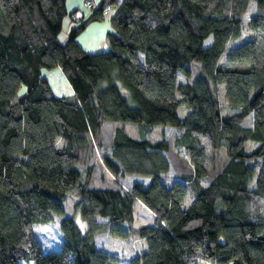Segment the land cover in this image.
Returning a JSON list of instances; mask_svg holds the SVG:
<instances>
[{
    "label": "trees",
    "instance_id": "obj_1",
    "mask_svg": "<svg viewBox=\"0 0 264 264\" xmlns=\"http://www.w3.org/2000/svg\"><path fill=\"white\" fill-rule=\"evenodd\" d=\"M66 2L0 0V264H118L98 248L99 233L144 241L128 264H264V0H84L87 18ZM250 2L249 37L221 59ZM66 15L73 26L61 43ZM107 15L106 49L86 52L75 37ZM193 64L195 78L178 83V71L190 78ZM52 69L71 98L54 93L42 74ZM180 105L189 108L183 119ZM105 122L139 131L134 138L115 127L101 157L114 188L91 187L94 162L83 160ZM155 125L182 132L151 141ZM248 142L256 144L250 152ZM74 164L85 171L81 182ZM72 188L85 224L62 218L60 248L46 252L32 227L62 215ZM136 201L151 212L150 225L133 226Z\"/></svg>",
    "mask_w": 264,
    "mask_h": 264
},
{
    "label": "rangeland",
    "instance_id": "obj_2",
    "mask_svg": "<svg viewBox=\"0 0 264 264\" xmlns=\"http://www.w3.org/2000/svg\"><path fill=\"white\" fill-rule=\"evenodd\" d=\"M84 0H79L78 2H74L71 0V3H67V10H77L76 16L80 18L83 16L84 18H87L90 14V11L88 8H85L83 6ZM75 5V6H74ZM94 7L97 5L96 2L93 3ZM253 2H250L248 12L245 15V18L243 20L242 24V30L241 34L238 38L230 39L228 40L226 44V48L224 53L221 56V59L225 58L228 51H230L232 48L237 47L244 43L247 38L249 37V30L247 29V20L253 16L254 10H253ZM73 23L70 20L69 16H65L62 23V29L60 33L58 34V40L61 43H65L67 41L69 31L72 28ZM110 29L109 25V15L105 16L103 19H92L89 20L84 24V27L78 32L77 36L75 37L76 42L88 53H96L101 51L103 48V45L105 46V34ZM211 37L207 38L205 40L204 46L207 47L211 43ZM101 47V49H100ZM196 66L198 64H193L192 68L194 69L193 73L191 74L190 78L183 77L182 73L178 71L177 75V82L178 83H184L186 81H192L195 78L196 75ZM42 74L47 78L49 84L51 85L54 93L58 96H67L70 97L73 96V92L68 85L67 81L64 80V82L57 81L59 76L63 74L59 69H52V70H42ZM61 77V76H60ZM64 77V76H63ZM63 77H61L63 79ZM58 82V83H57ZM55 86V87H54ZM122 94L125 96H128V92L121 88ZM22 92V91H21ZM215 94L220 102L223 114H229L232 111L229 110L226 107V103L223 98L224 89L222 84H216L215 86ZM189 112V108L185 105H180L178 108V116L180 119H183L185 115ZM115 127H124V129L128 132L129 135H131L134 138L139 137V131L137 128V124L133 123H124V122H105L102 127L101 135L98 139H94L91 141V147L87 148L84 151V158L83 160L91 163L94 162V178L93 182L91 184V187H108V188H114L117 186L111 175L102 167L101 164V157H103L104 154L110 152V142L111 137L113 134V130ZM180 132L182 130L171 128L169 126H162V125H155L153 128L146 134L147 138L151 141H157L161 138H173L175 136L180 135ZM63 142L58 141V145H62ZM256 144L254 143H247L244 147L247 152H250ZM179 156L181 157H187L186 152L181 148H176ZM220 157L224 158L225 154L221 151ZM260 160L257 161V163L254 164V166L258 167ZM73 168L78 170L80 173L79 182L84 180L85 171L81 169L79 164H74ZM119 184H121L124 187H130V185L133 183V178H118L116 179ZM138 180L145 181L144 178H138ZM204 183L207 182L206 179L203 180ZM253 183L251 184L252 187ZM68 197L64 203L65 211L60 216H55L54 220L48 223H41V224H34L32 227L33 234L35 238L40 243L41 247L46 252H56L59 250L60 245L63 240V236L61 233V230L59 228V223L62 218L64 217H72L75 222L80 226L83 227L85 223L81 220V217L79 213L74 208V203L76 199L75 195V188H72L67 193ZM192 200V194L189 191L186 195L185 202L188 204ZM143 209V210H142ZM134 214H135V221L133 223V226H137L140 224H147L150 225L152 223L151 218L152 215L149 213L145 207H143L142 204H140L138 201L134 204ZM99 221H104L105 219L98 218ZM124 227H127L126 224L123 225ZM144 243V241H143ZM140 240L136 239L133 236H130L129 239H121L118 237L110 238L108 237L107 233H99L97 237V246L98 248L102 247V249H106V251L110 254H114L118 257V264H128L129 259L131 256H134L135 254H138L141 249ZM145 244V243H144ZM209 264V263H204Z\"/></svg>",
    "mask_w": 264,
    "mask_h": 264
},
{
    "label": "crops",
    "instance_id": "obj_3",
    "mask_svg": "<svg viewBox=\"0 0 264 264\" xmlns=\"http://www.w3.org/2000/svg\"><path fill=\"white\" fill-rule=\"evenodd\" d=\"M73 1L76 3V2H78L79 0H73ZM92 1H93V2H96L97 5H98L99 2H100V0H92ZM67 3L70 4V3H71V0H67V2H66V6H67ZM74 6H75V5H74ZM68 11H72V9H71V10L69 9ZM100 49H101V47H100ZM105 49H106V46L103 45V48L101 49V51H103V50H105ZM60 76L63 77L62 75H60ZM60 76H59V78H58L57 81H59V83H60V82H64V80H65L64 77H63V79H62ZM57 83H58V82H57ZM54 87H55V86H54ZM137 138H138V137H137ZM145 181H146V180H145ZM190 201H191V200H190ZM138 202H139V201H138ZM139 203L141 204V202H139ZM189 203H190V202H189ZM189 203H188V204H189ZM185 204H187V203L185 202ZM188 204H187V205H188ZM143 207H144V206H143ZM145 209H146V208H145ZM142 210H143V209H142ZM146 210H147L149 213H151L148 209H146ZM151 215H152V214H151ZM152 218H153V217H152ZM152 218H151V221H152ZM97 237H98V234L95 236L96 244H97ZM108 237H110V236H108ZM110 238L112 239V238H114V237H110ZM140 243H142V244H141V249H140V251H142V250L144 249V244H143L142 241H140ZM100 249H102V247H100ZM103 250L106 251V249H103Z\"/></svg>",
    "mask_w": 264,
    "mask_h": 264
},
{
    "label": "built area",
    "instance_id": "obj_4",
    "mask_svg": "<svg viewBox=\"0 0 264 264\" xmlns=\"http://www.w3.org/2000/svg\"><path fill=\"white\" fill-rule=\"evenodd\" d=\"M84 5H86L87 7L91 6V3L89 1L85 2Z\"/></svg>",
    "mask_w": 264,
    "mask_h": 264
}]
</instances>
